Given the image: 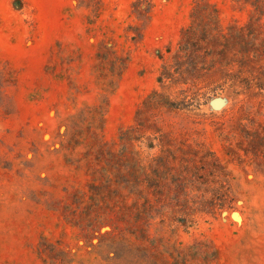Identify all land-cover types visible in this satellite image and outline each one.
Masks as SVG:
<instances>
[{"label":"rangeland","instance_id":"obj_1","mask_svg":"<svg viewBox=\"0 0 264 264\" xmlns=\"http://www.w3.org/2000/svg\"><path fill=\"white\" fill-rule=\"evenodd\" d=\"M0 264H264V0H0Z\"/></svg>","mask_w":264,"mask_h":264}]
</instances>
